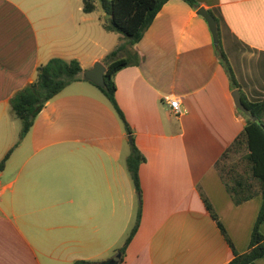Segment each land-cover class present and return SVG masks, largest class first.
I'll list each match as a JSON object with an SVG mask.
<instances>
[{"label": "crops", "instance_id": "crops-1", "mask_svg": "<svg viewBox=\"0 0 264 264\" xmlns=\"http://www.w3.org/2000/svg\"><path fill=\"white\" fill-rule=\"evenodd\" d=\"M194 1L216 20L242 94L262 101L264 0ZM197 9L169 0L131 45L106 33L97 13L84 14L80 0H0V161L10 152L0 168V264H227L233 250L247 251L261 198L233 205L214 169L246 120ZM116 47L128 64L113 77L115 102L145 158L139 193L125 164L130 137L83 78L95 62L106 70ZM51 58L76 59L82 75L17 143L10 99ZM174 98L178 114L168 106ZM137 213L130 242L110 256ZM259 230L264 236V221Z\"/></svg>", "mask_w": 264, "mask_h": 264}, {"label": "trees", "instance_id": "trees-1", "mask_svg": "<svg viewBox=\"0 0 264 264\" xmlns=\"http://www.w3.org/2000/svg\"><path fill=\"white\" fill-rule=\"evenodd\" d=\"M80 1L84 14H98L100 26L106 33L120 34L132 45L142 38L144 32L151 25L158 12L169 0ZM182 1L194 9L198 8V4L194 0ZM216 31L218 36L216 51L218 60L227 73L232 90L239 92L242 104L247 109L249 115L254 116L255 120L252 121L239 112L245 118L246 124L243 130L222 152L214 164V169L233 205H241L255 196H260L261 198L260 208L250 233L247 251L237 253L233 250V258L227 264H253L256 260L264 256V236L259 230L261 223L264 221V99L260 102L253 103L247 101L242 94L223 52L217 22ZM119 49L120 47H116L103 58V63L107 66L104 74L105 86L98 88L120 117L124 129L130 137V153L125 160V164L134 189L139 193L138 168L145 161V158L133 145L132 130L124 120L114 98L115 85L113 77L117 71L128 64L127 61L117 58ZM81 71L80 64L76 59L64 60L51 58L36 68L33 81L12 96L9 102L13 117L19 120L21 124L17 143L30 130L35 117L44 105L66 86L78 81V75ZM9 153L0 161V168L3 167ZM200 196L210 217L217 223L221 233L228 241L207 198L202 192H200ZM138 219L123 246L118 249V252L123 253L125 247L130 242L137 227ZM74 264L89 263L77 261Z\"/></svg>", "mask_w": 264, "mask_h": 264}, {"label": "water", "instance_id": "water-1", "mask_svg": "<svg viewBox=\"0 0 264 264\" xmlns=\"http://www.w3.org/2000/svg\"><path fill=\"white\" fill-rule=\"evenodd\" d=\"M196 14L202 17L208 25L209 31L212 36L213 45L217 49L218 44V36L216 31V22L214 18L202 7L198 8ZM107 17V16H105ZM105 67L100 62H95L93 67L86 71L83 75L84 80L94 84L99 88H103L105 86L104 74ZM232 99L234 102V106L236 109L241 112L244 116L250 118L252 121L255 120L254 116L249 115L247 109L242 104L239 92L237 90L232 91ZM119 256H117L118 258ZM109 263H115V259H111Z\"/></svg>", "mask_w": 264, "mask_h": 264}, {"label": "rangeland", "instance_id": "rangeland-1", "mask_svg": "<svg viewBox=\"0 0 264 264\" xmlns=\"http://www.w3.org/2000/svg\"><path fill=\"white\" fill-rule=\"evenodd\" d=\"M112 34H114V36H120V38H122V39H120L121 41H123V40H127L124 36H122V35H120V34H115V33H112ZM82 74H79V76H81ZM234 91V90H233ZM137 219H138V213H137V216H136V219H134V218H132V220H131V223H130V226L128 227V232H127V237L130 235V232L132 231V229L134 228V226H135V224H136V221H137ZM126 240V239H125ZM125 240H123L122 242H121V244H122V246H123V244H124V242H125ZM120 243V242H119ZM117 249V250H116ZM114 252H110L109 253V255L111 256V255H114V256H118L119 255V253H118V245L114 248ZM111 259V258H110ZM109 259V260H110Z\"/></svg>", "mask_w": 264, "mask_h": 264}, {"label": "built area", "instance_id": "built-area-1", "mask_svg": "<svg viewBox=\"0 0 264 264\" xmlns=\"http://www.w3.org/2000/svg\"><path fill=\"white\" fill-rule=\"evenodd\" d=\"M168 106L170 108V110L172 111L173 114H178L179 113V110H178V105H179V102L176 98L174 99H168Z\"/></svg>", "mask_w": 264, "mask_h": 264}, {"label": "flooded vegetation", "instance_id": "flooded-vegetation-1", "mask_svg": "<svg viewBox=\"0 0 264 264\" xmlns=\"http://www.w3.org/2000/svg\"><path fill=\"white\" fill-rule=\"evenodd\" d=\"M113 264H115V263H113Z\"/></svg>", "mask_w": 264, "mask_h": 264}]
</instances>
